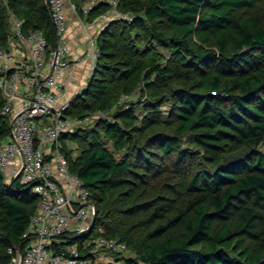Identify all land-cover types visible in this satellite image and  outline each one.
<instances>
[{
  "label": "trees",
  "instance_id": "1",
  "mask_svg": "<svg viewBox=\"0 0 264 264\" xmlns=\"http://www.w3.org/2000/svg\"><path fill=\"white\" fill-rule=\"evenodd\" d=\"M85 1L70 0L82 16ZM118 8L132 19L100 30L92 74L66 110L104 114L65 136L96 225L134 248L126 264H264V0H119ZM10 12L54 41L43 0H0V44ZM4 103L0 93V145L10 132ZM37 205V194L0 170V264L28 245ZM61 238L57 250L85 240Z\"/></svg>",
  "mask_w": 264,
  "mask_h": 264
},
{
  "label": "built area",
  "instance_id": "2",
  "mask_svg": "<svg viewBox=\"0 0 264 264\" xmlns=\"http://www.w3.org/2000/svg\"><path fill=\"white\" fill-rule=\"evenodd\" d=\"M67 1L43 0L54 29L53 42L44 30L25 27L10 12L11 30L6 43L0 44V93L5 98L1 114L10 123V132L0 145V170L8 181L17 178L38 196L37 209L23 233L29 243L24 249L11 248L8 264H96L105 253L129 249L120 237L107 236L102 226L92 236L96 205L83 179L69 168L65 136L104 114L97 111L82 118L66 113L73 98L67 89L78 63L70 58ZM101 3L108 9L89 20L97 31L88 34L85 51L93 68L100 55V30L114 19H132L119 10V0H87L84 14ZM63 235L91 237L81 247L66 244L57 250L55 243H61Z\"/></svg>",
  "mask_w": 264,
  "mask_h": 264
},
{
  "label": "crops",
  "instance_id": "3",
  "mask_svg": "<svg viewBox=\"0 0 264 264\" xmlns=\"http://www.w3.org/2000/svg\"><path fill=\"white\" fill-rule=\"evenodd\" d=\"M69 22L70 24L67 35L71 48L70 58L72 60H77L78 62L74 78L67 89V94L72 96V94L75 95L80 92L78 91L80 84L85 80V77H87L86 75H88L93 68V63L85 56V51L89 47L88 34L96 32L97 30L92 24H90L87 16L81 17L78 14L77 19L71 20L70 18Z\"/></svg>",
  "mask_w": 264,
  "mask_h": 264
},
{
  "label": "rangeland",
  "instance_id": "4",
  "mask_svg": "<svg viewBox=\"0 0 264 264\" xmlns=\"http://www.w3.org/2000/svg\"><path fill=\"white\" fill-rule=\"evenodd\" d=\"M67 4H68L69 16H70L71 20L72 19L73 20L77 19L79 12L73 7V5L70 2V0L67 1ZM80 16L82 17V15H80ZM84 16H86V15L84 14ZM93 69L94 68H92L90 70V72L88 73V75H86L87 77H85V80H83V82L80 84V87H79L78 91H82L83 88L87 85L88 80H89V78H90V76L92 74ZM78 91H76V92H78ZM72 96L74 97L73 94H72ZM125 99H127V97H125ZM127 100L129 101L128 104H130L131 97H128ZM168 104L169 103H165L164 105H162L161 109L164 110L163 113H166V109H167ZM136 111L138 112L139 108H136ZM99 117H101V115L100 116L98 115V117L95 116L93 118V120H91V122L89 124L85 125V127H92V125H94V123H95V119L99 118ZM69 144L72 145V148H74V152L76 153L77 149H75V148L77 147V144L76 143H72V142H69ZM185 144L188 145V146H191V147L193 146L192 143H185ZM263 149H264V146H263ZM5 176H7V175H5ZM97 227H98V225H96L94 233H92V236H93V234L96 233ZM90 237L91 236H86L85 240H89ZM135 256H136L135 250H134V248L132 246H130L129 249L127 251H125V252L116 253L114 255H112L110 253H105L104 255H102V257H99V258H100V261H101L102 264H126V261H125L126 258H134Z\"/></svg>",
  "mask_w": 264,
  "mask_h": 264
},
{
  "label": "water",
  "instance_id": "5",
  "mask_svg": "<svg viewBox=\"0 0 264 264\" xmlns=\"http://www.w3.org/2000/svg\"><path fill=\"white\" fill-rule=\"evenodd\" d=\"M30 187L31 186H29L28 188L30 189ZM96 216H97V211L95 212V215H94V218H93V222H92V226H91V228H93V226L95 225V223H96Z\"/></svg>",
  "mask_w": 264,
  "mask_h": 264
},
{
  "label": "bare ground",
  "instance_id": "6",
  "mask_svg": "<svg viewBox=\"0 0 264 264\" xmlns=\"http://www.w3.org/2000/svg\"><path fill=\"white\" fill-rule=\"evenodd\" d=\"M78 10V9H77Z\"/></svg>",
  "mask_w": 264,
  "mask_h": 264
}]
</instances>
